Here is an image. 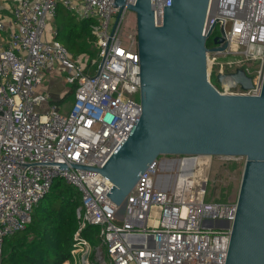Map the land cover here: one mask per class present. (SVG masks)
<instances>
[{
  "label": "built area",
  "instance_id": "obj_1",
  "mask_svg": "<svg viewBox=\"0 0 264 264\" xmlns=\"http://www.w3.org/2000/svg\"><path fill=\"white\" fill-rule=\"evenodd\" d=\"M116 1L18 0L11 9L10 31L0 17V34L7 33L2 42L0 38V264L5 240L26 229L58 179L81 195L72 258L65 264H225L237 203L206 200V183L192 178L196 159L204 156L172 160V167H179L174 185L171 175L160 174L156 161L122 207L107 196L113 184L93 170L104 166L141 116L137 31L123 33L129 6L137 0H125L122 6ZM150 6L154 25L164 26L168 0H150ZM60 7L80 21H91L99 61L74 59L55 40L57 28L48 39L47 28ZM221 29L227 47L210 52L220 75L248 62L262 67L251 90L212 84L222 94L259 95L264 0H209L203 34L211 31L208 41L213 42ZM229 56L235 58L221 61ZM56 65L74 86L66 113L48 93L38 91L44 72ZM88 226L99 228L95 248L83 237Z\"/></svg>",
  "mask_w": 264,
  "mask_h": 264
},
{
  "label": "water",
  "instance_id": "obj_2",
  "mask_svg": "<svg viewBox=\"0 0 264 264\" xmlns=\"http://www.w3.org/2000/svg\"><path fill=\"white\" fill-rule=\"evenodd\" d=\"M208 4L168 0L162 27L154 25L150 0L129 6L136 15L141 116L104 166L93 170L113 184L107 196L122 207L161 156L244 157L225 264H264V77L259 95L222 94L210 82L208 53L227 44L221 29L214 47L207 45ZM225 81L254 88L243 69L219 75L218 83Z\"/></svg>",
  "mask_w": 264,
  "mask_h": 264
},
{
  "label": "trees",
  "instance_id": "obj_3",
  "mask_svg": "<svg viewBox=\"0 0 264 264\" xmlns=\"http://www.w3.org/2000/svg\"><path fill=\"white\" fill-rule=\"evenodd\" d=\"M60 19V22L57 21ZM56 41L63 44L74 59L86 57L92 45L91 21H80L59 8L55 19ZM81 195L63 180H56L50 193L34 209L24 231L5 240L1 264H65L72 256L74 234L78 229L77 210ZM99 228L88 226L83 237L98 241Z\"/></svg>",
  "mask_w": 264,
  "mask_h": 264
},
{
  "label": "rangeland",
  "instance_id": "obj_4",
  "mask_svg": "<svg viewBox=\"0 0 264 264\" xmlns=\"http://www.w3.org/2000/svg\"><path fill=\"white\" fill-rule=\"evenodd\" d=\"M60 22V19H57ZM53 24H49L47 28V37L51 39ZM136 32V23H135V14L132 11H129L125 17L123 33L127 35L128 33ZM216 34H220L219 28L216 30ZM208 47L213 46L212 40L208 41ZM89 56V61L97 60L99 61L98 51L92 48V45H89L87 55ZM235 57L221 58V61L233 60ZM217 59L213 56H210V63L208 68L209 79L214 84H219L216 78L218 74ZM262 64L260 62H248L246 65L242 66L244 70H248L250 76L255 82H257L259 77V72L261 71ZM232 72V71H231ZM221 89L222 87H218ZM139 98V94L136 95ZM183 156H161L159 158L160 162V174L162 175H171V185H174L179 176V167L174 165L172 167V160L180 159ZM208 157V156H206ZM196 158V157H192ZM210 161V169L207 174L205 181L201 182L200 180L194 179L196 184H201L204 186L206 183V200L207 201H216V202H236L240 184L242 180V174L245 165V158L243 157H233L227 158L225 156H212L208 157ZM93 248L99 246V241L91 243ZM91 257L94 258V252Z\"/></svg>",
  "mask_w": 264,
  "mask_h": 264
},
{
  "label": "crops",
  "instance_id": "obj_5",
  "mask_svg": "<svg viewBox=\"0 0 264 264\" xmlns=\"http://www.w3.org/2000/svg\"><path fill=\"white\" fill-rule=\"evenodd\" d=\"M17 1L0 0V17L6 23L9 31L14 28L11 9ZM52 24L56 28V22L54 21ZM6 36L7 33L0 34L1 42ZM66 75V70L62 66L56 65L53 69L44 72L43 84L38 89L41 93H48L52 97V102L56 103L63 113L70 110L74 99V86L66 82Z\"/></svg>",
  "mask_w": 264,
  "mask_h": 264
},
{
  "label": "bare ground",
  "instance_id": "obj_6",
  "mask_svg": "<svg viewBox=\"0 0 264 264\" xmlns=\"http://www.w3.org/2000/svg\"><path fill=\"white\" fill-rule=\"evenodd\" d=\"M210 56H213L214 58H216L215 57V55H213L212 53H209L208 54V68H209V63H210ZM216 64V63H215ZM217 65V64H216ZM218 66V65H217ZM220 72L218 71V74H217V76H216V78H217V80H218V77H219V74ZM208 77H209V73H208ZM210 80V79H209ZM211 82V81H210ZM212 83V82H211ZM224 84L225 85H229V84H231L230 83V81L229 82H224ZM209 157V156H208ZM208 157H206V156H204V157H202V158H197L196 159V165H197V167H196V170H195V172H194V174H193V176H192V178L194 179V176L196 175V176H198L199 174H208V171H209V169H210V161H209V159H207Z\"/></svg>",
  "mask_w": 264,
  "mask_h": 264
},
{
  "label": "flooded vegetation",
  "instance_id": "obj_7",
  "mask_svg": "<svg viewBox=\"0 0 264 264\" xmlns=\"http://www.w3.org/2000/svg\"><path fill=\"white\" fill-rule=\"evenodd\" d=\"M207 178V174H199L198 176H194V179L200 180L201 182L205 181Z\"/></svg>",
  "mask_w": 264,
  "mask_h": 264
}]
</instances>
